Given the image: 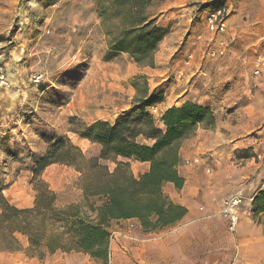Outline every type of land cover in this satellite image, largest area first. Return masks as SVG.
Returning a JSON list of instances; mask_svg holds the SVG:
<instances>
[{
  "label": "rangeland",
  "instance_id": "1",
  "mask_svg": "<svg viewBox=\"0 0 264 264\" xmlns=\"http://www.w3.org/2000/svg\"><path fill=\"white\" fill-rule=\"evenodd\" d=\"M143 68L127 54L108 55V39L94 0H0V191L7 201L19 208L33 206L32 162L55 139L66 137L85 157L97 156L100 147L71 129L79 128V122L111 119L132 105L139 94L131 80L148 77ZM39 75L34 81L33 76ZM152 86L150 81L149 89ZM41 178L55 192L58 206L84 202L74 168L52 164ZM263 182L261 178L253 184L246 182L245 191L222 199L219 214L212 213L217 223L210 238L175 240L179 246L199 249L195 264H264V220H253L250 212L252 194ZM233 196H239L242 203L231 229L220 210ZM180 228L176 224L145 242L158 247L172 236H183ZM18 237L21 249L9 253L26 249V240ZM110 243L109 239L107 264ZM44 258H38V264H47Z\"/></svg>",
  "mask_w": 264,
  "mask_h": 264
},
{
  "label": "trees",
  "instance_id": "2",
  "mask_svg": "<svg viewBox=\"0 0 264 264\" xmlns=\"http://www.w3.org/2000/svg\"><path fill=\"white\" fill-rule=\"evenodd\" d=\"M94 1L108 39V55L127 54L137 66L154 68V55L168 33V28L157 23L158 7L165 0ZM218 2L201 4L200 10L224 4ZM131 86L138 97L113 121L86 124L71 119L80 123L72 133L100 147L97 156L85 157L66 137L55 139L32 162L33 206L12 205L0 191V252L20 250L18 236H22L27 242L24 252L30 257L78 252L107 264L113 222L135 219L144 233H157L187 214L164 187L168 183L177 190L184 186L178 172L181 144L199 126L213 129L214 113L206 106L185 102L165 109L158 120L151 108L163 102V93H150L144 75L132 78ZM131 160L147 163L148 169L136 176ZM52 164L79 173L83 203L57 205L55 192L41 178ZM250 209L253 218L264 215V189L252 197Z\"/></svg>",
  "mask_w": 264,
  "mask_h": 264
},
{
  "label": "crops",
  "instance_id": "3",
  "mask_svg": "<svg viewBox=\"0 0 264 264\" xmlns=\"http://www.w3.org/2000/svg\"><path fill=\"white\" fill-rule=\"evenodd\" d=\"M211 1H164L157 23L168 28V33L155 54V68L144 67L142 71L148 83L152 81L149 92L156 90L164 95L163 102L155 106L158 120L165 109L185 102L206 106L215 117L213 129L199 126L181 144L178 172L184 186L180 190L170 183L164 187L173 202L187 209L176 223L183 236H172L157 247L145 242L156 233H144L137 220L113 222L109 264H195L199 249L179 246L175 240L210 238L217 223L212 213L219 214L222 199L245 191L248 184L260 178L264 180V0H220L226 3L229 14L226 32L221 36L227 50L219 58L206 55L211 33L198 19L200 5ZM130 106L111 119L95 120L113 121ZM130 163L136 176L148 169L147 163ZM262 189L264 182L252 197ZM252 219L259 222L264 215ZM122 234L141 241L131 242ZM43 260L47 264H99L83 253L60 251ZM39 261L24 252H0V264Z\"/></svg>",
  "mask_w": 264,
  "mask_h": 264
},
{
  "label": "built area",
  "instance_id": "4",
  "mask_svg": "<svg viewBox=\"0 0 264 264\" xmlns=\"http://www.w3.org/2000/svg\"><path fill=\"white\" fill-rule=\"evenodd\" d=\"M201 19L203 20L205 26L207 27L208 31L211 33V44L209 45L208 49L206 50V55L209 58H219L222 57L226 50L227 45L224 42V40L221 38V36L226 32L227 28V19H228V9L226 5L214 7V8H208L204 10H199ZM257 74V72H255ZM41 76H33L34 81H37ZM2 78V76H0ZM3 83V81H2ZM152 114L158 113L156 107L151 108ZM195 163L198 162V159L194 161ZM242 203V199L239 196H233L229 199L225 200L223 203V206L220 210V214L227 218L230 228L233 229L237 223L238 216H237V207ZM114 233L110 235V242H112L114 238ZM121 237H124L128 239L131 242L137 243L141 240L129 236L127 234H122ZM149 239H146L147 241ZM45 264V263H40Z\"/></svg>",
  "mask_w": 264,
  "mask_h": 264
},
{
  "label": "water",
  "instance_id": "5",
  "mask_svg": "<svg viewBox=\"0 0 264 264\" xmlns=\"http://www.w3.org/2000/svg\"><path fill=\"white\" fill-rule=\"evenodd\" d=\"M251 200H252V198H251Z\"/></svg>",
  "mask_w": 264,
  "mask_h": 264
}]
</instances>
